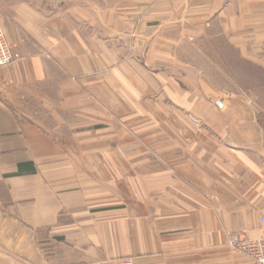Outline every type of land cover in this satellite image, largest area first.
Instances as JSON below:
<instances>
[{
	"label": "crops",
	"instance_id": "obj_1",
	"mask_svg": "<svg viewBox=\"0 0 264 264\" xmlns=\"http://www.w3.org/2000/svg\"><path fill=\"white\" fill-rule=\"evenodd\" d=\"M0 23L21 55L0 68V264H252L228 233H261L264 126L206 51L264 71V0H0Z\"/></svg>",
	"mask_w": 264,
	"mask_h": 264
},
{
	"label": "rangeland",
	"instance_id": "obj_2",
	"mask_svg": "<svg viewBox=\"0 0 264 264\" xmlns=\"http://www.w3.org/2000/svg\"><path fill=\"white\" fill-rule=\"evenodd\" d=\"M59 1L30 0V4L32 7L42 8L48 13L58 7ZM221 51L216 47H210V50L206 51V62L211 66L212 72L216 74L212 79L215 83L217 81L224 83L233 89L235 94L247 97L255 106L258 119L264 126V71L247 62L227 60L230 56L229 53ZM191 114L194 115L192 112H187L188 118ZM117 127V124L113 126V128ZM126 127L127 131L131 128L130 126Z\"/></svg>",
	"mask_w": 264,
	"mask_h": 264
},
{
	"label": "built area",
	"instance_id": "obj_3",
	"mask_svg": "<svg viewBox=\"0 0 264 264\" xmlns=\"http://www.w3.org/2000/svg\"><path fill=\"white\" fill-rule=\"evenodd\" d=\"M20 58V53L8 43L0 23V68ZM189 119L194 124L199 123L198 117L193 114L189 116ZM257 221L261 231L259 236L251 238L247 235L246 230H238L228 233V242L236 249L245 252L251 259L252 264H264V212L259 214ZM121 264L130 263L122 261Z\"/></svg>",
	"mask_w": 264,
	"mask_h": 264
}]
</instances>
